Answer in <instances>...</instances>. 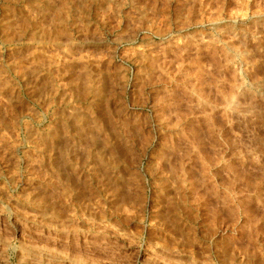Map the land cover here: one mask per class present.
<instances>
[{"label": "rangeland", "instance_id": "1", "mask_svg": "<svg viewBox=\"0 0 264 264\" xmlns=\"http://www.w3.org/2000/svg\"><path fill=\"white\" fill-rule=\"evenodd\" d=\"M41 254L264 264V0H0V264Z\"/></svg>", "mask_w": 264, "mask_h": 264}, {"label": "bare ground", "instance_id": "2", "mask_svg": "<svg viewBox=\"0 0 264 264\" xmlns=\"http://www.w3.org/2000/svg\"><path fill=\"white\" fill-rule=\"evenodd\" d=\"M62 117V116H61ZM63 137V136H62ZM7 158V157H6ZM2 159V158H1ZM41 253V252H40ZM41 258L40 264H61L55 257H50L46 254L38 255ZM60 259V258H59ZM40 260V259H39Z\"/></svg>", "mask_w": 264, "mask_h": 264}]
</instances>
